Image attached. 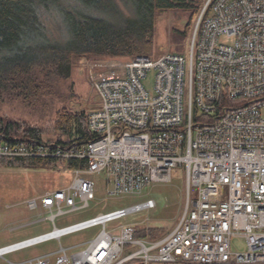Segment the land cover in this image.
<instances>
[{"label":"built area","instance_id":"built-area-1","mask_svg":"<svg viewBox=\"0 0 264 264\" xmlns=\"http://www.w3.org/2000/svg\"><path fill=\"white\" fill-rule=\"evenodd\" d=\"M92 73L100 105L88 113L96 139L62 146L0 136V160L85 163L71 184L30 201L42 206L49 233L0 248V258L46 242L60 249L24 264H264V0H206L187 54L113 59ZM154 74L152 92L144 82ZM245 101L238 108L227 103ZM185 170L179 223L163 237L136 239L131 225L108 224L154 210L149 199L58 228L56 220L90 208L96 176L107 197L141 194ZM102 227L95 239L65 248L64 237ZM246 252H232V238Z\"/></svg>","mask_w":264,"mask_h":264},{"label":"trees","instance_id":"trees-1","mask_svg":"<svg viewBox=\"0 0 264 264\" xmlns=\"http://www.w3.org/2000/svg\"><path fill=\"white\" fill-rule=\"evenodd\" d=\"M206 0H0V102L19 101L26 108L45 109L71 77L74 58L129 60L153 57L157 18L168 11L191 13L190 31L176 32L190 41L196 18ZM157 58V57H156ZM44 130L13 118H0V136L25 142L35 139L52 145L73 146L94 141L88 113L65 108ZM46 131V130H45ZM60 163L43 159H1V166L26 169L54 168ZM76 160L67 169L83 166ZM159 229L138 230L135 238L157 240Z\"/></svg>","mask_w":264,"mask_h":264},{"label":"rangeland","instance_id":"rangeland-1","mask_svg":"<svg viewBox=\"0 0 264 264\" xmlns=\"http://www.w3.org/2000/svg\"><path fill=\"white\" fill-rule=\"evenodd\" d=\"M193 23L191 13L184 11H168L161 13L157 18L156 34L154 41L153 57H160L165 53L179 52L187 54L189 42L186 39L177 40L176 32H189ZM110 58H74L70 79L61 83V92L54 101H49L45 109L26 108L19 101L0 102V118L8 117L44 130V138H57L47 130L52 126L56 113L63 108L72 113H89L100 105L99 97L92 83V73L98 74L107 70ZM145 88L151 91L154 86V74L144 82ZM245 101L227 103L229 108H238ZM46 130V131H45ZM103 176V175H102ZM102 176H96V199L90 204V208L81 210L69 216L58 218L56 225L62 228L67 224H75L97 217L103 213H109L119 209H125L132 205L143 203L149 199L156 202L154 210L142 211L132 214L124 219L108 224L107 229H115L120 226L131 225L137 230L149 232L151 229H159L162 234L172 231L179 223L186 199V178L183 167L178 166L173 170L171 183H158L146 188L141 194L130 197L109 198L105 192V183ZM73 180L68 169L59 164L54 168L26 169L0 165V241L7 237H14L25 232L26 237L49 233L54 228L47 221L48 213L42 206L32 210L30 201L45 196L47 193L68 187ZM28 222H38L32 227H25ZM18 227H25L19 228ZM17 229V230H14ZM102 227H95L81 231L62 239L61 245L65 248L80 246L92 241L101 232ZM149 238L151 236L148 235ZM232 252H246V241L240 236L232 238ZM60 249L58 242H50L29 248L22 256L33 258L57 252ZM23 251V250H22ZM20 252V251H18ZM14 254V253H11ZM9 254V255H11ZM0 260V264H9L12 257Z\"/></svg>","mask_w":264,"mask_h":264},{"label":"crops","instance_id":"crops-1","mask_svg":"<svg viewBox=\"0 0 264 264\" xmlns=\"http://www.w3.org/2000/svg\"><path fill=\"white\" fill-rule=\"evenodd\" d=\"M36 223H38V222H28V224L24 225V226L25 227H32V226L36 225ZM25 227H22V228H25ZM19 228H21V227H18V229ZM14 230H17V229H14ZM24 234H25V232H22V233L17 234L16 236L14 235V237L11 236V237H7V238L3 239L2 241H0V248L6 247V246H9V245L18 243V242H22V241H25V240H28V239L43 235L45 233H42V234H39V235H34V236H31V237H26V235H24ZM47 243H50V242H46L44 244H47ZM41 245H43V244H40V246ZM27 250H29V249H27ZM27 250H23V251H20V252H15L14 254L9 255V256L12 257V261H10L9 264H24L25 262H27L29 260H33V259H37V258H41L43 256H46V255H41V256H36V257H33V258H29L30 255L22 256L24 254V252H26ZM54 253H56V252H53V253H50V254H54ZM50 254H47V255H50ZM7 257L8 256H4L3 258H0V260H5V258H7Z\"/></svg>","mask_w":264,"mask_h":264}]
</instances>
